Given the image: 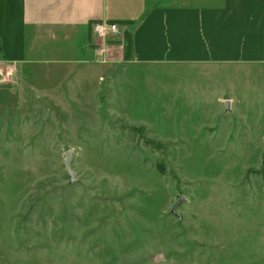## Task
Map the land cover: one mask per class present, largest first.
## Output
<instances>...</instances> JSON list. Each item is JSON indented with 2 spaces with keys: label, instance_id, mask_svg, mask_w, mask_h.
<instances>
[{
  "label": "rangeland",
  "instance_id": "374dc122",
  "mask_svg": "<svg viewBox=\"0 0 264 264\" xmlns=\"http://www.w3.org/2000/svg\"><path fill=\"white\" fill-rule=\"evenodd\" d=\"M94 66L0 83V264H264V72Z\"/></svg>",
  "mask_w": 264,
  "mask_h": 264
},
{
  "label": "crops",
  "instance_id": "0c3cea01",
  "mask_svg": "<svg viewBox=\"0 0 264 264\" xmlns=\"http://www.w3.org/2000/svg\"><path fill=\"white\" fill-rule=\"evenodd\" d=\"M97 20L125 38L97 43ZM0 54L13 83H99L98 63L264 72V0H0Z\"/></svg>",
  "mask_w": 264,
  "mask_h": 264
},
{
  "label": "built area",
  "instance_id": "2783aa9c",
  "mask_svg": "<svg viewBox=\"0 0 264 264\" xmlns=\"http://www.w3.org/2000/svg\"><path fill=\"white\" fill-rule=\"evenodd\" d=\"M92 38L97 43L122 40L126 36V27L119 22L97 20L91 23ZM0 80L13 83V71L7 69L3 56L0 54Z\"/></svg>",
  "mask_w": 264,
  "mask_h": 264
},
{
  "label": "water",
  "instance_id": "95a60500",
  "mask_svg": "<svg viewBox=\"0 0 264 264\" xmlns=\"http://www.w3.org/2000/svg\"><path fill=\"white\" fill-rule=\"evenodd\" d=\"M230 100H226V111H230ZM73 157H74V153L71 149H69L66 152V157L64 160V165L68 171V173L71 175L72 180H75V172L72 169V161H73ZM185 200V197L183 195H179V200L173 205L172 207V212L175 213L176 215H179V212L177 211L178 207L183 203V201ZM161 257H163L162 254H158L155 257V261L157 262Z\"/></svg>",
  "mask_w": 264,
  "mask_h": 264
}]
</instances>
